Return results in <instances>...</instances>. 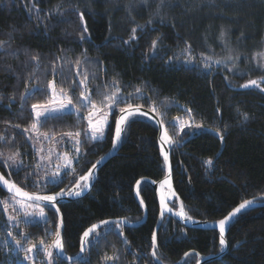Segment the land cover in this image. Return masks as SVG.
<instances>
[{
	"label": "trees",
	"instance_id": "16d2710c",
	"mask_svg": "<svg viewBox=\"0 0 264 264\" xmlns=\"http://www.w3.org/2000/svg\"><path fill=\"white\" fill-rule=\"evenodd\" d=\"M159 5L160 0L146 4L141 0L0 2V41L8 42L0 50L2 175L29 192L69 189L107 153L120 109L136 105L150 111L155 107L168 134L181 141L171 148L172 180L188 216L218 220L244 200L264 196V82L259 87H241L264 76L259 60L264 51V0H165L158 12ZM57 6L62 14L55 11ZM137 25L145 27L137 28L135 39H130ZM189 58L194 62L187 63ZM205 64L210 68L205 69ZM85 74L88 79L81 84ZM50 82L77 104L81 93L88 92L89 105L104 109L109 108L104 95L116 93L119 102L110 108L104 138L93 141L83 135L89 105L80 106L79 114L70 111L39 122L33 131L32 105L47 102ZM241 113L249 119L242 121ZM182 122L192 127L182 129ZM77 132L81 143L72 167L75 174L45 187L34 139L39 134L55 138ZM157 135L155 123L132 116L126 121L119 152L98 170L91 190L58 205L65 253L77 254L82 233L98 220L142 219L134 184L143 177L155 181L165 174ZM16 152L24 165L18 172L4 164ZM27 173L35 174L25 179ZM37 180L38 186L33 184ZM139 192L147 210L143 224L120 229L115 224L103 226L88 237L77 261L58 258L59 264H159L150 250L159 211L156 195L147 183L139 186ZM10 196L0 190V201ZM171 205L175 208L177 203ZM44 209L48 224H27L13 201L9 200L7 211L0 204V264H25L29 255L25 249L32 245L40 258L34 263L47 264L42 248L52 244L58 219L53 208ZM10 215L17 219L9 221ZM225 236L227 253L205 264H264V207L242 211ZM154 250L162 264H177L185 253L189 255L181 264H195L197 254H216L221 248L216 230L187 228L166 216L157 230Z\"/></svg>",
	"mask_w": 264,
	"mask_h": 264
},
{
	"label": "snow or ice",
	"instance_id": "6c2138e0",
	"mask_svg": "<svg viewBox=\"0 0 264 264\" xmlns=\"http://www.w3.org/2000/svg\"><path fill=\"white\" fill-rule=\"evenodd\" d=\"M0 2H2V0H0ZM148 0H141V3H147ZM170 2V0H169ZM165 3V0H160V5L158 6V12H159V8L163 7ZM55 11L59 14H62V11L60 9L59 6L56 7ZM158 14V13H157ZM81 20L83 21V15H81ZM164 22V18L161 17V23ZM148 23H152L151 20H149ZM145 27L144 25H137L136 28L132 29L133 35L132 37H130V39H135V33L137 31V28H143ZM85 32H87V28L85 27L84 29ZM224 36V32L223 30L221 31V38H223ZM81 39L83 40L84 37L81 36ZM8 43L6 41H0V50H4V46L5 44ZM125 43H127V41H125ZM152 46L153 48H156L157 46V40H153L152 42ZM185 51H187V49H185ZM17 53H13V55H16ZM203 55V54H201ZM261 57H264V53H260L259 54ZM255 58V57H254ZM33 59L35 60L36 57H33ZM207 59H211V57H208ZM229 60H232L233 57L229 56L228 57ZM236 59H239V57H236ZM80 59H77L76 64L79 65L80 64ZM187 63H193V59L189 58L187 61ZM220 61H216V63H219ZM205 69H209L210 65L209 64H205L204 65ZM79 74V73H78ZM88 79V75L85 74L84 80L80 81L81 84H86V81ZM264 82V78H261L260 81L258 80H250L247 82V84L242 85L241 87H249V86H256L259 87L260 83ZM52 82L49 83V87H52ZM262 91H264V89H261ZM119 91V89H117V92ZM141 89L137 88L136 92H140ZM81 97L83 98V101H89L90 97L87 96L84 92L81 93ZM21 99H23V95L21 96ZM104 102H107V106L109 108L114 107L116 103L119 102V97L116 95V93H113L111 95H104L103 97ZM74 107L72 105V100L69 98L66 102H61L59 105V108L57 109H49L43 105H32V109L35 112V115L37 117V122H43L46 121L49 118H58L59 116L63 115L64 113H66L70 108ZM93 109H95L96 111H99V109L96 108V105L93 103L92 104ZM37 108H44L43 111H36ZM77 111H79V108L76 109ZM153 111H157V109L155 107H153L152 109ZM121 113H123L116 121V138L113 140V146H116V141L119 140L121 138V134L123 131L122 126L125 124L126 121L130 120V118L135 115L136 113L140 112V108L137 107L134 110H126V109H120ZM189 115L191 116V109L188 110ZM144 116H147V113H140ZM93 115H95V112H90L89 116H88V120H89V125L91 127V131H92V135H91V140H97L99 137H102L104 135V130H103V125L107 123V114H105L103 116V118L97 122L96 125H94L92 123V117ZM241 120L242 121H247L249 119L248 114L246 113H241L240 114ZM162 123V122H160ZM32 129H36L37 128V123H33L31 125ZM180 127L182 129H185L186 127H192L191 124L189 125H185L183 122L180 124ZM195 127L197 129L201 128L202 125H195ZM27 131V130H25ZM219 134V133H217ZM45 138H47V134H44ZM69 136H71L72 134L69 133ZM76 137H80L81 133L77 132ZM83 135L85 137L88 136V132L87 130L84 131ZM4 137L0 136V140H3ZM221 139H223V137H221ZM160 141L163 142L164 144H168V145H177L179 144L181 141H177L176 139H174L173 137L169 136L167 131L164 132L163 135H161L160 137ZM81 143V141L79 139H76L75 141V146H76V153L79 154L80 152V148H79V144ZM40 151V150H38ZM161 153L164 156V161L165 164H168V154L166 152H164L163 148L161 149ZM20 153L16 152L13 153L12 155L6 157L4 159V164L6 167H10V168H14L15 171H19L21 167H23V162L19 161L17 159V157H19ZM4 154L2 152H0V158H3ZM73 158H78L77 157H73ZM41 159H44V157L42 156ZM64 171L61 172L60 168L58 167L57 171L53 172L51 176H46L44 179L46 181L45 183V187H47V185L51 184V185H55L58 184L59 182H62V178L64 175H74L75 174V169L71 168V164H72V158H69L67 156V154H65L64 156ZM10 162V163H9ZM99 163V161H97V164ZM206 163L211 164V161H206ZM97 164H93L92 168L89 169V172L87 175L84 176H80L79 179L76 182L75 185V191L73 190H69L67 192H65L63 189H61L60 192L55 193L54 195H38L36 193H29L24 191L21 187H19L16 183L5 179L3 175H0V190H3L5 187L7 189V191L9 193H12V195L10 197L5 198L3 201H0V204L3 205L5 211H7V208L9 206V200L13 201L15 204L19 205L20 210L23 212V216L25 218V223L27 224H39L40 222H43L44 224H48L49 223V219L47 214L44 211V207H47L49 209L55 208V202L57 197H61L64 195H76L79 196L81 195V192L83 189H87L89 187L88 181L91 177L92 171L93 169H95L97 167ZM37 168H39V164H37ZM70 169V171H69ZM35 173H27L25 176V179H30V177L32 175H34ZM83 182V183H82ZM39 180L34 181L33 184L34 185H39ZM141 182L137 181V184L139 185ZM164 184H168L169 188L171 187L170 185V180L168 178H166L164 181L161 182V186H163ZM139 194V193H137ZM171 196L175 197V192L172 191L171 192ZM18 197L22 198V199H18ZM178 199V198H177ZM25 201H29V202H34V203H26ZM41 202L44 203V207H40ZM141 205H143L144 201L141 200L140 201ZM253 203V200H244L242 203L239 204L238 207L234 208L231 212L228 213L227 216H225L223 219L218 221V225H219V243L220 245L223 247L226 245L227 241L225 239V224L227 221H230L231 218H234L237 214L241 213L242 210H245L249 205H251ZM32 208L33 211L29 212L28 209ZM161 208H162V215L164 212H172V209L169 208L167 206V204H165L164 201V197H161ZM35 209H39V211H35ZM55 211L57 213H59V209L55 208ZM177 216H179L181 219H185V220H192V217L188 216V213L186 211H184V206L181 203L180 205V209L178 212L175 213ZM17 217L16 216H9L8 220L9 221H14L16 220ZM102 225L107 226L109 223H115L116 229H120L122 225L129 223L126 219L123 220H119L116 222H110V221H101L100 222ZM61 223L56 224V239L52 242L51 245L48 246V248L44 249V254L45 257L47 258V264H59V256L63 255V243L61 240ZM98 226L97 225H92L88 230H86L82 237H81V252L84 251V247L83 245L89 241L86 240L87 237H89L90 233H92ZM8 236H12V232H8L7 233ZM120 235H123V233L121 232ZM125 243H128L127 240L125 239L124 241ZM239 243V241L237 242ZM16 244L19 246L20 245V241L17 240ZM41 244H43V241H41ZM152 247L153 249H156L157 247V234L156 231H153L152 234ZM50 248H55L57 250V252L54 254L52 251H50ZM25 251L29 254V255H25L24 259L25 260H30L32 259L31 254L38 251L37 246L36 245H32L30 247H28L27 249H25ZM186 257L189 255V253H185L184 254ZM152 256L153 257H157V253L154 250L152 252ZM105 259L107 260H116L118 259V257H106ZM158 259V257H157Z\"/></svg>",
	"mask_w": 264,
	"mask_h": 264
},
{
	"label": "water",
	"instance_id": "95a60500",
	"mask_svg": "<svg viewBox=\"0 0 264 264\" xmlns=\"http://www.w3.org/2000/svg\"><path fill=\"white\" fill-rule=\"evenodd\" d=\"M137 107L140 108V112L139 113H136L133 116H140L141 115V116L145 117L146 119L150 120L151 122L155 123V125L157 127V134H158L157 135V146L159 148L160 158H162V160H163L165 174H164V176L161 179L155 180V181H153V180H151L149 178H146V177H143V178H140V179L137 180V181H140L141 183L139 185L137 184V182L134 184L133 193H134V197H135V200H136L137 204H139L140 207H141V209H142V213H143L142 215H143V217L139 221H133V222H129L128 221L129 223H126V224H124L122 226L133 228V227L139 226V225H141V224H143L145 222V220L147 218V215H146L147 210H146V205L144 203H143V205H141V203H140V201L142 200V197H141V194L139 192V186L141 184H143V183H147V184H149V186L152 188L153 192L156 195V201H157L158 209H159V211H158V218H157L156 224L154 226L155 227L154 231H156V234H157V230L159 229V225L161 224V222L163 221V219L166 216L167 217L169 216V217L173 218L179 225L181 224L182 226H185L187 228H195V229H201V230L208 229V230H214V231L216 230L217 236L220 239V237H219V225H218V221L221 220V219H223L224 217L221 218V219H218V220H214V221H209V220H203L202 221V220H198V219H195V218L192 217V220L189 221V220L181 219L179 216H177L175 214L176 212L179 211L180 205H181L182 202H181V198L179 197V195L177 194V192H175L174 184H173V180H172V169H171V157H170V153H171V148H172L173 145L164 144L163 142L160 141L161 135H163L164 132L167 131V130H166L165 124L164 123H160L161 120H160V118L158 117V115L154 111H150V110L144 108L143 106H136V105H130V106L124 108V109H126V110H134ZM140 113H147L148 115L147 116H144V115H142ZM122 114L123 113H121V111H119V113L117 114V116H116V118L114 120V123H113L114 124V127H113V131H112V135L113 136H112L110 148L108 149L107 153H105L104 155H102L101 157H99L96 160V162L94 163V164H97V161H99V163L97 164V167L95 169H93L92 174H91V177H90V179L88 181L89 187L87 189H83L82 192H81V195H79V196H76V195H71V196L64 195V196H61V197H57V199H56L55 208H58L59 209V213H57L55 211V208H53V209H54V211L56 213V216H57V219H58L57 220V224L62 222V224H61V240H62V234H63V230H62L63 229V219L61 217L60 207H58V205L59 204H62L63 202L74 201L75 199H80V198L86 196V194L91 190V188L95 184V181L97 179V175H98V172H99L98 170L105 163H107V161L110 158H112V157H114V156L117 155V153L119 152V149H120L119 146H120L121 141L123 139V132H124V129L126 127V122L122 126L123 131H122V134H121V138L116 141V146L115 147L113 146V140L116 138V121H117V119ZM168 135L171 136L170 134H168ZM162 148H163L164 152H166L168 154V164L167 165L165 164L164 156L161 153V149ZM92 166L93 165H91L82 176L87 175L88 172H89V169H91ZM0 175H2L1 172H0ZM3 176H4L5 179H8L5 175H3ZM79 177L76 179V181L74 182V185L73 186H71L69 189L64 190V191L67 192L70 189L73 190V191H75L76 190L75 189V185H76V182L79 179ZM166 178H168L170 180V185H171L170 188H169V185L168 184H164L163 186H161V182L164 181ZM8 180H10V179H8ZM10 181H12V180H10ZM3 191H5L6 193H8L9 195H12V193H9L7 191L6 187L3 189ZM60 191L61 190L54 191V192H52V191L51 192H39V193H36V194H38V195H54L55 193L60 192ZM172 191L175 192V197H172L171 196V192ZM26 192H29V191H26ZM29 193H35V192H29ZM137 193H139V194H137ZM162 196L164 197L165 204H167V206L172 209V212H164L163 215H162V208H161V197ZM18 199H22V198L18 197ZM248 200H253V203L251 205H249L245 210H248L249 208H260V207H264V196H262V195L260 197H254V198H250ZM173 201H175L177 203V205H176L175 208L172 207V205H171V203ZM25 202L28 203L29 201H25ZM30 203H34V202H30ZM239 204H237V206H235L234 208L238 207ZM41 206H44V203L43 202H41ZM233 209H231L229 212H231ZM242 211H244V210H242ZM227 215L228 214H226V216ZM234 218H231L230 221H227L226 222V224H225V235H226L227 229H228V227L230 225V222ZM123 219L124 218H110V219L98 220V222L94 223L98 227L92 233H90L89 236H91L94 232H96L97 230H99V228L105 226V225H102L100 223L101 221L107 220V221H110V222H116V221L123 220ZM94 224H92V225H94ZM110 224H115V223H109L108 225H110ZM92 225L88 226L86 230H88ZM83 233H82V235H83ZM82 235H81V237H82ZM81 237H80V240H79L80 241V244H79V248H78L77 254H75L73 256H70L67 253H65L64 250H62L63 251V255L62 256H59L58 258L60 260L67 261V262L77 261V259H79L84 254V252L86 250V247H87V243H85L83 245L84 251L81 252V246H82V244H81ZM151 238H152V236H151ZM55 239H56V236H54L53 241ZM225 239H226V236H225ZM86 240H88V237L86 238ZM220 248H221V250L219 252H217L216 254H207V255H204V256H201V255L197 254V262L195 264H205L206 262L213 261V260H216V258L222 257L228 251V248H229L228 247V243H226V245L223 246V247L220 245ZM52 250H53L54 254L57 252V250L55 248H52ZM150 250H151V254H152V252L154 251V249H153L152 246H151V249ZM184 257H185V255L182 256V258L179 260V262L177 264L183 263L182 259ZM153 259H154L155 262H157L159 264H162L159 261V259H157V257H153Z\"/></svg>",
	"mask_w": 264,
	"mask_h": 264
},
{
	"label": "rangeland",
	"instance_id": "374dc122",
	"mask_svg": "<svg viewBox=\"0 0 264 264\" xmlns=\"http://www.w3.org/2000/svg\"><path fill=\"white\" fill-rule=\"evenodd\" d=\"M262 53H264V51ZM259 60L262 61L261 68H262V70H264V57H259ZM263 78H264V76H263ZM52 85H53L52 87H49L50 97L47 100V102L41 103V104H36V105H43L49 109H57V108H59V105L61 102H66L69 98L71 99V97H69V95L66 92L61 91L59 89L57 90L55 85H54V82H52ZM85 94L87 96H89L88 92H86ZM89 101H83V98L80 97V103L77 104L76 102L72 101V105L74 107L70 108L67 112L73 111V112L79 114L82 112L80 106H88L90 104ZM77 108H79V111L76 110ZM96 108L99 109V111H96L95 109H93L92 105H89V110L87 112H85V114H84L86 130L88 132V137H90V138L92 135L91 127L89 125V120H88V116H89L90 112H95V115H93V117H92V123L94 125H96L97 122L100 121L105 114H107V123L103 125L104 135L110 126V124H109L111 121L110 108L104 109V107H100L97 105H96ZM43 110H44V108H37L36 109V111H43ZM32 112H33L35 123H38L37 117H36L33 109H32ZM36 129H33V131H36ZM104 135L102 137H99L97 140L104 138L105 137ZM76 139L80 140V138L79 137L77 138L75 134H72L71 136H69L67 134L66 135H60V137H55V138H49V137L45 138V135L39 134L37 136V138L34 139V147L38 153V160L40 162V166L43 169V172L41 171V173H43V176H45V177L51 176L53 172L57 171L58 167L60 168V171L63 172L64 171L63 165L65 163V161H64L65 154H67V156L69 158H72L71 168L73 167V163L76 159L73 157H77V155H79L76 153V146H75ZM93 141H95V140H93ZM38 150H40V151H38ZM42 156L44 157V159H41ZM28 203H30V202H28ZM15 205H16V207H18L20 209L19 205H17V204H15ZM40 207H42V206L40 205ZM28 211L32 212L33 209L29 208ZM35 211L38 212L39 209H35ZM44 211L47 214L45 209H44ZM44 249H45V247L42 248V250H44ZM42 252H44V251H42ZM31 256H32V259L27 260L25 262V264H35L34 260H40V258L37 255H35V253H32Z\"/></svg>",
	"mask_w": 264,
	"mask_h": 264
}]
</instances>
